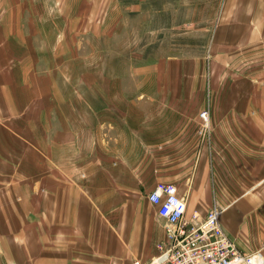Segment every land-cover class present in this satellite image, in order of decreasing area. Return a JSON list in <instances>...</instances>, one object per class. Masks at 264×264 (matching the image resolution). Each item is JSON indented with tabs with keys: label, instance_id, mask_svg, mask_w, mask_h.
<instances>
[{
	"label": "crops",
	"instance_id": "obj_1",
	"mask_svg": "<svg viewBox=\"0 0 264 264\" xmlns=\"http://www.w3.org/2000/svg\"><path fill=\"white\" fill-rule=\"evenodd\" d=\"M159 184L264 257V0H0V264L151 263Z\"/></svg>",
	"mask_w": 264,
	"mask_h": 264
},
{
	"label": "built area",
	"instance_id": "obj_2",
	"mask_svg": "<svg viewBox=\"0 0 264 264\" xmlns=\"http://www.w3.org/2000/svg\"><path fill=\"white\" fill-rule=\"evenodd\" d=\"M200 117L204 130H208L209 113L204 112ZM148 199L158 207L167 231L166 241L159 245V257L149 264H264L262 254L243 253L229 238L222 227V211L218 207H213L205 219L197 215L187 219L186 199L171 184H159Z\"/></svg>",
	"mask_w": 264,
	"mask_h": 264
},
{
	"label": "rangeland",
	"instance_id": "obj_3",
	"mask_svg": "<svg viewBox=\"0 0 264 264\" xmlns=\"http://www.w3.org/2000/svg\"><path fill=\"white\" fill-rule=\"evenodd\" d=\"M206 38H207V35H201L200 40L199 38H196L195 40L186 38L185 43L183 44L186 47L185 49H183L182 51L169 50L168 52L169 54H174L178 52V53H182L185 55H191V54L203 52L202 47L205 45V42L207 41Z\"/></svg>",
	"mask_w": 264,
	"mask_h": 264
}]
</instances>
